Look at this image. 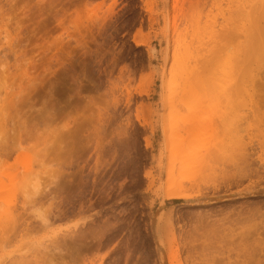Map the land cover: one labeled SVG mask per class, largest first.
<instances>
[{"label": "rangeland", "instance_id": "rangeland-1", "mask_svg": "<svg viewBox=\"0 0 264 264\" xmlns=\"http://www.w3.org/2000/svg\"><path fill=\"white\" fill-rule=\"evenodd\" d=\"M208 1L0 0V264H264V52L251 99Z\"/></svg>", "mask_w": 264, "mask_h": 264}, {"label": "bare ground", "instance_id": "bare-ground-1", "mask_svg": "<svg viewBox=\"0 0 264 264\" xmlns=\"http://www.w3.org/2000/svg\"><path fill=\"white\" fill-rule=\"evenodd\" d=\"M206 2L208 3L209 1L208 0H196V3L199 4V5L200 4H206ZM166 3H168V2H166ZM236 11L237 12H236L235 18H236V22L239 25L238 28L240 30V34H241L240 36L242 37V39L240 37L241 40L238 39V41H241V44H240V48L241 49L240 48L238 49V51H240V53H239V60H238V62H239V75H240V79L242 81L240 83L242 85V89L245 90L246 88H245L244 84H246L245 82L248 81V84H250L249 85V87H250L249 97L252 99L254 97V89H255V83H256L255 80L257 78V76L255 75L254 65L257 64V67H259L260 66L259 65L260 63L258 64V61H259V58H261L260 57L261 56V53H257V52H259V50H261V51L264 52V38L261 39L262 36H260V39L261 40L258 39L259 38V35H260L259 34L260 29H264V0H239V2H238V10H236ZM262 24H263V26H262ZM4 33H6V35L8 36V31L6 29H5V32ZM5 38H7V37H5ZM258 46L259 47L261 46L260 49L258 48ZM262 60L263 59H261V61ZM256 70H258V68ZM2 73H4V72H2ZM0 75H3V74H0ZM4 75H5V73H4ZM2 79H3V77L1 78V81H2ZM2 86H3V83H2ZM2 86H1V89H5L4 87L2 88ZM13 92L14 91L5 92L6 93V96L4 98H2V96H1V100H0V127H1V130L2 131H4L5 130V127L7 126L5 124V122H7L9 119H10V123H11V120H12V122H14V119L13 118H9L10 117V114H8L10 108L13 107L12 105L14 103L13 102L14 99H12V98L13 97H17L16 96V92L15 93H13ZM10 105H11V107H10ZM51 110H53V109H51ZM51 110H49V111L51 112ZM45 111H46V115H43V113ZM45 111L41 112V114H40L42 116V117L40 116L41 117V120H42V123H45L48 120L47 118H49V112L46 109H45ZM36 121H34V124L31 122V124H32L31 125V133L35 130L34 128H36V126L38 125V122L35 123ZM25 122H22V124H21V126H23L22 128H24V126H27L28 124H30V121H29V123L26 122V123H28L27 125H26ZM35 124H37V125L35 126ZM28 127H25L22 132L23 133L26 132L27 134H29L30 133V129L28 130ZM3 128H4V130H3ZM75 134H77V132ZM23 135H26V134H23ZM21 137H22V133L18 136V139L16 137L17 141L14 139L15 140L14 143L17 142L18 147L21 146V142H22L20 140ZM72 143L73 142H71V144ZM6 145H4V147ZM68 145H70V144H68ZM13 146H11V147H13ZM7 148H4L3 149L4 153H5V151L7 153V151L9 152V150H11V149L13 150V149L17 148V146L14 147V148H11V149L10 148L7 149ZM1 149H2V146H1ZM3 151H2V153H3ZM69 154L71 155L70 152H69ZM25 178H26V180H28L27 177H25ZM23 183H24V181H23ZM26 183H27V181H26ZM165 196H166L167 199H175V198L176 199L177 198L188 199V198H191L189 195L185 194L181 189H177V190L169 189L168 192L166 191V195ZM50 261L53 264H55L53 262L54 261V253L51 254Z\"/></svg>", "mask_w": 264, "mask_h": 264}]
</instances>
